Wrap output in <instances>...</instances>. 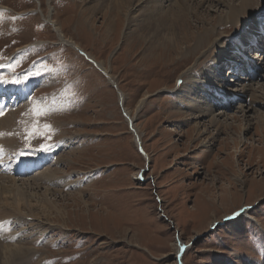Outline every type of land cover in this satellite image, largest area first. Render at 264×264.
<instances>
[{
    "label": "rangeland",
    "instance_id": "obj_1",
    "mask_svg": "<svg viewBox=\"0 0 264 264\" xmlns=\"http://www.w3.org/2000/svg\"><path fill=\"white\" fill-rule=\"evenodd\" d=\"M122 1L0 0V73L6 80L33 73L27 80L37 84L32 100L13 109L12 129L19 133V148L13 152L29 149L30 155L40 156L53 149L48 165L27 176L13 175L24 184L37 214L27 213V223H9L10 232L17 231L14 240L25 237L14 243L35 248L26 264H179L178 240L189 244L184 264H264V106L254 102L251 109L252 92L241 98L242 92L233 91L240 84L251 86L255 99L264 102V35L259 47L253 43L243 49L235 43L243 30L259 33L264 0H255L239 26L216 29L222 47L242 48L251 63L261 66L256 78L249 67L241 68L242 57L235 64L230 57L225 60L231 69L221 61L215 68L218 45L184 58L174 46H162L170 34L165 29L155 37L141 7L145 0ZM185 1L192 12L186 26H178V36L217 26L240 3ZM175 3L165 0L163 10ZM252 14L256 23L243 28ZM98 63L117 84L108 81ZM209 71L218 77L210 74V82H202ZM195 84L216 94L211 116L196 118L184 92ZM15 92L26 94L24 89ZM125 108L134 115L150 160L135 143ZM215 115L230 128L219 133L210 128L197 139L193 126L208 124ZM34 125L39 131L26 139ZM204 139L210 146L202 144ZM41 145L51 147L45 151ZM49 170L58 171L62 184L47 190L35 180L37 173L40 180ZM0 182L9 184L3 178ZM30 182L36 183L33 188ZM45 201L55 207L45 212Z\"/></svg>",
    "mask_w": 264,
    "mask_h": 264
},
{
    "label": "bare ground",
    "instance_id": "obj_2",
    "mask_svg": "<svg viewBox=\"0 0 264 264\" xmlns=\"http://www.w3.org/2000/svg\"><path fill=\"white\" fill-rule=\"evenodd\" d=\"M123 2L124 1L119 0L120 4H123ZM130 2H132V1H130ZM142 3H143V6L141 4V7L146 9L145 15H147V16L145 18L147 21L149 19V22H148L149 24L148 23L147 24L151 25V27L153 26V30L155 31V37L159 38V36L161 35L160 30L165 31V29H168L167 32H168V35L170 34V37H166L165 41L160 42L162 44V46H165V47L174 46L176 51L179 52V55L184 54V55H182V57L184 58V56L187 53H189L190 55L193 54L194 52L200 53L201 51L206 50V48L209 47L210 45L211 46L218 45V47L220 48V51L218 52L216 60H215V64H214L215 68H216V63L218 61L225 62V60L230 57L231 63L235 64V62L238 61V59L240 57H242L245 59V62L242 61L243 64L241 63V68L246 66V69H248V67H249V70H251L253 72L255 71V73H257V75L260 76L259 72L262 69V68H260L261 66H257L253 62L251 63V61L248 60V57H247L249 55L248 51L247 52H241L240 50L242 48L246 49L247 48L246 46L251 45L252 42H255L252 39H256L257 44L255 46H258V44H259L258 39L260 38L262 40L260 35L261 34L264 35V32H260V31L264 30V25L262 26V28H260L259 33L258 32L254 33V31H252V30H249L247 33H244V30H243L242 33L244 34V36H242V38L237 37V42H235V43H238V46H242V48H239V49H238V47L237 48L234 47L233 49L227 48V47H222V45L220 44V41H219V37L221 36L222 33L219 34V36H216V34H217L216 29L218 26H222V25H225L228 23L234 24V26H236V27L239 26L240 22H243L242 18L244 19V17H248L247 15H249L253 11L254 5H255V0H240L239 5H235V6L229 8L228 14L226 15V17L219 20L217 26L214 25V27H212L210 29L205 27V29L198 35H196L195 33L190 34L187 31H184L180 36H178V32H177V30H179L178 26L181 24L186 26V18L192 12V11H190L188 2H186L185 0H176V3L173 6H171L170 8H168L167 11L163 10V3H165V0H145ZM255 10H256V7H255ZM195 16H197V13H195ZM253 17H254V15L252 14L248 18V20L244 23L245 25L243 24L244 25L243 28L249 27L248 24H250V22L256 23V20H254ZM132 23H133V21H132ZM257 26H258V24H257ZM156 27L158 28L159 31L156 30ZM60 30H61V28H56V31H60ZM258 30L259 29L257 28L256 31H258ZM250 34H252V35H250ZM209 36H211V38ZM63 39H64V37H63ZM190 41L194 42L193 46L191 44L190 45L188 44ZM263 41H260V43ZM72 44L77 45L75 42H73ZM183 44H187L185 50H183V47H182ZM180 45H182V46H180ZM174 47L172 49H174ZM230 52H233V54H229ZM227 53L229 54V56ZM232 60H235V61H232ZM231 63H229V60H228V62L227 61L225 62V65H228L231 69L232 67H234V66H231ZM237 64H240V61L237 62ZM98 65H100V67L105 72V74L108 75L107 76L108 81L110 83L117 84L115 79L110 75L107 68H104V64L98 63ZM211 68L212 67H210V70H211ZM246 69H244V70L246 71ZM233 71H234V69H233ZM210 74H212V76L214 78L218 77V75L215 76L214 73H211L209 71L207 77L201 81L205 82V83H209L210 82V78H209ZM221 78H222V76H221ZM213 80H215V79H212V81ZM193 81L195 83V80H193ZM223 82H224V80L220 81L218 79L216 83L221 84V85L223 84L222 86L224 87V84H226V83H223ZM214 83H215V81H214ZM198 84H200V81ZM198 84L193 85L192 90H185L184 92L188 91L187 96L191 100L190 102L189 101L188 102L192 104L193 111L197 114L196 118H204V117H207L208 115L211 114L212 108H210V107L213 106L212 105L213 104L212 103V96L216 95V94L214 92L212 93V90L209 91L207 88H205V85H202V90L206 89V91L203 92L201 90V87H199ZM238 86L239 87L234 86L235 88L233 91L240 92V93L242 92L243 94L241 95V98H243L244 96H247L248 92H252V93H250L251 97H252V101L250 104L251 109L254 108V106H253L254 102H260L264 106L263 101H257L258 99L257 100L255 99L256 93L253 91L252 88H250L251 86L249 88H247V86L242 85V84H240ZM186 87H188V86H184L183 88L187 89ZM221 95H223L222 97H225V99H226L228 94H222L221 93ZM237 95H239V94H237ZM237 95H232V97L233 98L238 97V99H239L240 97ZM119 98L121 99V102H123V104H124V101L126 98L124 92L120 93ZM209 98H210V101L208 100ZM145 99L146 98H142L137 103V107H136L137 112L142 107ZM225 103L228 104V100H225ZM228 105H232V104L230 103ZM124 111L126 113L125 115H126L128 123L129 124L131 123L132 128L134 129V131H132V132L134 135L135 143L137 144L136 139L140 140V142H141L142 138H141V134L138 131V128L134 124V115L130 112V110H128L126 108L124 109ZM0 112L4 113L3 115H0V133L3 134V135H0V147L6 148L8 153L10 154L13 152V149L19 148L15 142L16 141L15 136L19 133L12 129V127L14 126V118H15L16 112L13 109L12 110L5 109V110H1ZM200 121H201V119H200ZM230 126L231 125L227 121H225V120L223 121L218 116L215 115V116L211 117V119L208 121V124H206V123L204 124V123L198 121L193 126V129H194L195 135L199 137V138L197 137V139H200L202 134H208L210 132V128H214V130H216V133H219L223 129L230 128ZM137 136H138V138H137ZM210 139H211V136H210ZM201 141H202V144L205 143L206 145H208L207 142L205 141V139L201 140ZM207 141H209V140H207ZM233 143H235V140L233 141ZM208 146H210V145H208ZM137 147H138V145H137ZM141 147H142V152L145 156V159L150 160L149 155L146 153L143 146H141ZM239 155H242V151H240ZM262 159H264V158H262ZM7 160L8 159L5 157L0 158V172H5V173H0L1 174L0 178H3V180L4 179L7 180L9 183V184H3L2 182H0V264H26V263L31 262L30 258L34 254L33 252L35 251V248L34 249L29 248V247L24 248V247L18 245V242L23 241V239L25 237H23L24 235H20V238L22 237V239H20V241L14 240V238H15L14 235L17 233V231L10 232L11 229L9 227V223L12 224L11 221H14L15 223H21V224L27 223L24 219V217H25V215H27V213H29V215H31V214L37 215V214H35L32 207H30L31 203H30L29 198L27 197V193H26L27 191L24 188V184L19 185L17 183L16 177H14L12 175V173L9 171V170H13V167L12 166H5V163L7 162ZM23 164H27L29 166L36 165L35 162L34 163H26L25 159H19V158L16 159L15 167L18 166V167L22 168ZM38 174L39 173H37V175H36L37 176L36 179H38V180H35V182L40 184L39 182L42 181L41 185L43 184L47 188V190H49L53 184L54 185L55 184L59 185L58 183L62 184L60 182V180L56 177L58 175V171L49 170L46 172H42L40 174L41 175L40 180L38 178L39 177ZM63 180L65 181V180H67V178H64ZM30 183H29L30 188H33V186L36 184V183L34 184V182H30ZM59 186H61V185H59ZM48 203H51V201H49ZM53 205L54 204H52V205L47 204V202H46V203H43L41 206L44 209V211L46 212V209H50L51 206H52L51 208L55 207ZM28 207H30V208L28 209ZM246 216L250 217L249 214H247ZM13 236H14V238H13ZM14 241L15 242L18 241V242L14 243ZM181 245L184 246L183 249L186 247V244H184L182 240L181 241L178 240V242L176 243L177 255L180 254V252H181ZM180 256H181V254H180Z\"/></svg>",
    "mask_w": 264,
    "mask_h": 264
},
{
    "label": "snow or ice",
    "instance_id": "obj_3",
    "mask_svg": "<svg viewBox=\"0 0 264 264\" xmlns=\"http://www.w3.org/2000/svg\"><path fill=\"white\" fill-rule=\"evenodd\" d=\"M0 67H4V65H0ZM7 67L13 71L15 69V66L12 64L7 65ZM32 74L33 73H28L23 77H14L11 80H6L2 76H0V83H2V84H7V83L20 84V83H23L24 81H26L29 78V76H31ZM36 74H39V73H36ZM34 113L37 115H43L44 114L43 111H36V110H34ZM3 114H4L3 112H0V115H3ZM43 127H44L45 131L51 130L50 125L45 124ZM38 131H39L38 127L36 125H34L33 128L27 133L26 139L33 137ZM0 135H3V134L0 133ZM48 138L50 139L51 137L49 136ZM50 147H51V145H41L42 150H45V151L49 150ZM0 151H3L2 147H0ZM24 154L25 153H20V155H24ZM245 210L246 209L242 208L239 212H236L233 215L238 216L242 212H244ZM183 247L184 246L181 245V251L183 250Z\"/></svg>",
    "mask_w": 264,
    "mask_h": 264
},
{
    "label": "water",
    "instance_id": "obj_4",
    "mask_svg": "<svg viewBox=\"0 0 264 264\" xmlns=\"http://www.w3.org/2000/svg\"><path fill=\"white\" fill-rule=\"evenodd\" d=\"M84 54H85V53H84ZM85 55H86V54H85ZM120 103H122V102L120 101ZM129 126H130V129H131L132 131H134V129L132 128V124H131V123L129 124ZM137 138H138V136H137ZM136 141H137V145H138L139 149L142 151V147H141V142H140V140L136 139ZM147 169H148V168H147ZM244 209H246V208H244ZM188 247H189V244H187L186 247L180 252L181 256H180V254H178V262H179V264H184L183 261L181 260V258H182L183 252H185V251L188 249Z\"/></svg>",
    "mask_w": 264,
    "mask_h": 264
}]
</instances>
